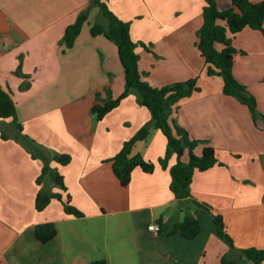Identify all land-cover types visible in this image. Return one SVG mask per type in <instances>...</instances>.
Listing matches in <instances>:
<instances>
[{
    "label": "crops",
    "instance_id": "0c3cea01",
    "mask_svg": "<svg viewBox=\"0 0 264 264\" xmlns=\"http://www.w3.org/2000/svg\"><path fill=\"white\" fill-rule=\"evenodd\" d=\"M107 2L131 23L133 41L147 46L137 48L145 81L163 87L198 78L200 90L179 102L172 119L193 139L213 147L219 164L197 172L191 196L176 199L170 168L177 156L170 157L166 169L159 164L167 139L152 128L132 155L154 163L155 171L136 168L123 187L111 160L152 115L134 93L101 121L92 113L98 94L106 99L109 90L116 98L125 86L117 46L91 34L100 10L90 8L74 46L67 49L65 31L91 0H0V85L16 103L23 133L42 147L33 158L22 143L2 139V130L13 135L14 126L11 120L0 121V264H220L224 256L255 264L243 251H264V32L247 27L233 37L234 75L263 115L255 123L246 105L223 93V79L207 74L196 46L204 0ZM217 3L221 10L232 8L229 0ZM204 146L195 153L201 155ZM56 154L72 160L60 166L53 161ZM42 156L63 175L67 191L49 176L37 184L45 166ZM41 189L60 193L64 200L71 196L84 217L67 214L57 199L37 211ZM196 203L211 212H199ZM216 214L223 217L234 247L218 235ZM188 215L199 220L200 235L193 240L169 235ZM45 223H54L58 236L42 244L34 229ZM152 224L161 227L159 234L149 230Z\"/></svg>",
    "mask_w": 264,
    "mask_h": 264
},
{
    "label": "trees",
    "instance_id": "16d2710c",
    "mask_svg": "<svg viewBox=\"0 0 264 264\" xmlns=\"http://www.w3.org/2000/svg\"><path fill=\"white\" fill-rule=\"evenodd\" d=\"M204 1L203 25L197 33L196 46L207 64V74L221 77L224 82L223 93L246 105L255 123H257L260 118H263V115L258 111L257 100L234 75L233 68L237 50L233 46V37L247 27L264 32V0L260 3H253L250 0H229L232 8L228 10H221L217 0ZM91 7L99 8L100 18L105 20L104 23L97 21L92 25V36L103 35L115 43L125 74L123 92L118 97L113 98L108 90L106 99H102L98 94L96 97L97 103L92 107V113L95 115L96 120L101 121L107 114L117 109L124 99L134 93L138 96L140 104L146 107L152 115L151 122L143 126L131 139L126 141L121 151L111 160L115 176L123 187H127L136 168H140L148 174L155 171L156 165L154 163L146 161L140 154L133 156L132 153L137 142L148 139L152 128H156L167 139V150L165 156L159 160V164L166 169L169 166L170 157L174 154L177 156L176 163L170 168V189L178 200L189 198L194 175L219 164L217 152L213 147L206 142L193 139L184 127L172 119L179 102L200 90L197 86L198 78L163 87H155L145 81L140 70L141 57L137 52V48L139 45L146 48L147 46L133 41L131 23L119 18L110 9L107 0H91L89 8L79 15L74 24L67 27L63 38L67 49L74 46L83 26L88 21ZM218 46H222V49H218ZM2 120H11L14 126L13 135H8L2 130V139H15L27 148L33 158H37L39 154L37 155L35 150H41L42 147L23 133L24 128L18 119L16 103L10 93L0 85V121ZM201 144H205V146L201 155H197L195 150ZM186 153H188V161L184 162L183 157ZM42 158L45 166L37 180V184L40 186L43 179L49 176L56 186L63 191H67L63 175L58 170L50 167L46 157L42 156ZM71 160L72 157L68 154L53 156V161L60 166H67ZM53 199L63 203L67 214L78 218L84 217V214L71 204V196L64 200L60 193H50L43 189L39 190L36 198L37 211H44ZM196 205L199 212H211L208 206L199 203H196ZM213 217L218 235L225 239L231 247H234L233 240L227 233L223 217L217 214ZM200 233L199 220L193 215H188L182 221L176 223L169 235L180 234L187 240H193ZM34 235L40 243L47 244L58 236V229L54 223L40 224L35 227ZM243 254L247 260L255 264H264L263 250L250 248L244 250ZM90 264H106V262L98 260ZM220 264L239 263L231 262L224 256Z\"/></svg>",
    "mask_w": 264,
    "mask_h": 264
},
{
    "label": "built area",
    "instance_id": "2783aa9c",
    "mask_svg": "<svg viewBox=\"0 0 264 264\" xmlns=\"http://www.w3.org/2000/svg\"><path fill=\"white\" fill-rule=\"evenodd\" d=\"M149 230L156 234H159L161 232V227L158 224H152L149 226Z\"/></svg>",
    "mask_w": 264,
    "mask_h": 264
},
{
    "label": "rangeland",
    "instance_id": "374dc122",
    "mask_svg": "<svg viewBox=\"0 0 264 264\" xmlns=\"http://www.w3.org/2000/svg\"><path fill=\"white\" fill-rule=\"evenodd\" d=\"M98 9H99V8H98ZM97 21H101V22H103V23L105 22V20H104V19H101V18H98ZM97 21H96V22H97ZM65 48H66V47H65Z\"/></svg>",
    "mask_w": 264,
    "mask_h": 264
}]
</instances>
